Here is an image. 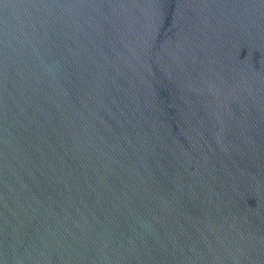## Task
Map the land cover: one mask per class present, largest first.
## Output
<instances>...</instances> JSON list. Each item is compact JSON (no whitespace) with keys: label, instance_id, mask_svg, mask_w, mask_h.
Masks as SVG:
<instances>
[{"label":"water","instance_id":"95a60500","mask_svg":"<svg viewBox=\"0 0 264 264\" xmlns=\"http://www.w3.org/2000/svg\"><path fill=\"white\" fill-rule=\"evenodd\" d=\"M0 264H264V0H0Z\"/></svg>","mask_w":264,"mask_h":264}]
</instances>
